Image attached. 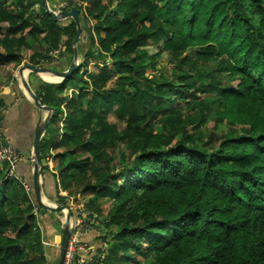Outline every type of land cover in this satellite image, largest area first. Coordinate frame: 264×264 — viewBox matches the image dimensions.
<instances>
[{
	"label": "trees",
	"instance_id": "obj_1",
	"mask_svg": "<svg viewBox=\"0 0 264 264\" xmlns=\"http://www.w3.org/2000/svg\"><path fill=\"white\" fill-rule=\"evenodd\" d=\"M78 1L66 10L84 23L82 66L100 64L90 82L78 67L35 92L54 109L39 148L42 163L55 151L57 172L41 169L46 198L88 197L83 217L101 227L104 264H264V0ZM75 33L41 0H0V67L17 68L26 51L33 67L65 68ZM162 54L168 67L157 70ZM68 84L76 91L61 108ZM6 166L0 264H47L50 229L33 215L45 211Z\"/></svg>",
	"mask_w": 264,
	"mask_h": 264
},
{
	"label": "crops",
	"instance_id": "obj_2",
	"mask_svg": "<svg viewBox=\"0 0 264 264\" xmlns=\"http://www.w3.org/2000/svg\"><path fill=\"white\" fill-rule=\"evenodd\" d=\"M79 41H81V39H79ZM82 46L84 47V43H82L81 48ZM81 48L79 51L80 55H82ZM56 65H57L56 67L57 69H54V70H57V71H65L66 68L68 67L67 66L64 68V66H62L63 65L62 60L58 62V64ZM7 73L9 74L7 81H3V79L7 75H3V76L0 75V100L6 110L1 118V125L3 128V133H4L6 140L17 150V152L23 158V160L17 164L16 173L18 176L22 177V179L28 184V186H31V192L34 197L33 200L36 201L35 194L32 189L31 179H32L33 165L30 161V156L32 155L33 137H34L35 130L38 127V123L40 122L41 124H43L45 119L48 117L49 113L45 111H39L32 105L25 91L22 90L19 80H17V75L15 71H13L12 73L11 71H8ZM43 76L44 78H42L41 75L35 76V77L33 76L30 77L29 75L27 76L26 78L27 84L34 94L38 86L40 85V83H46V84H59L60 83L56 81L53 83L52 82L47 83L45 81L48 79L52 80V78H48L46 75H43ZM44 135H43V138H44ZM43 138L40 144L42 143ZM50 149L51 148H49V150ZM51 151L53 152V150ZM51 159L50 160L43 159L42 160L43 163L41 161L40 162H41L42 167L47 166L48 171L51 172V174L53 175L55 174V171H54L55 165L53 163V160ZM43 179L44 178L42 177V175H40V180H41L40 186H41V191L43 194V199H45L48 203H57V202H52L46 198L43 188H42ZM53 181L54 179H52L50 175H47L45 177V183H46L45 193L47 192L48 195L51 194V196L54 198L55 190L53 187ZM59 194L60 196L65 197L67 193L60 192ZM69 201L70 199L69 200L65 199V203L67 202L68 204ZM47 213H48L47 218L50 220L43 219V221L45 222L47 228L50 229L48 239L50 240V242H52L53 238L55 239L56 237H58L59 235L58 232L61 231L62 227L61 226L59 227L58 221H55L54 219L51 220L52 214L50 213L52 212H47ZM97 225L98 223L93 225L95 226L94 228L89 227L85 231L84 235L82 236V241L93 246L95 249H100L99 247L102 246L101 250L103 249L105 250L107 247H105L106 246L105 241L103 240V237H101L100 235L101 230L98 229ZM59 243H60V236H59L58 244ZM58 248H59V245L55 246L50 243V246L45 249V256H46L47 263L53 264L56 258L58 259V255L56 257V254H57L56 250H58Z\"/></svg>",
	"mask_w": 264,
	"mask_h": 264
},
{
	"label": "water",
	"instance_id": "obj_3",
	"mask_svg": "<svg viewBox=\"0 0 264 264\" xmlns=\"http://www.w3.org/2000/svg\"><path fill=\"white\" fill-rule=\"evenodd\" d=\"M41 4H42L44 12L47 15H49L54 21L70 19L72 22H74L75 29H76L75 38L72 43V51H73L72 61L65 71L45 69L42 67H33L31 65L23 66L17 71V80H19L22 90L25 91L32 105L39 111H45L49 113L48 117L45 119L43 124H41L40 122L38 123V127L36 128L35 133H34L33 144H32V155L30 156V161L33 165L31 180H32V189L35 194L37 205L45 211L61 212L64 214V222H63V227L61 229V234H60V243H59L60 245H59V252H58V259H57V264H63V259H64L67 243L70 237L69 224H70V219H71V210L68 205H53L51 203H48L45 199H43V194H42L41 186H40L41 184L40 175H41V169H42V165L40 162L41 156L39 154L40 142L54 115V109L51 107L42 105L40 103V100L37 98V96L33 93V91L28 86L26 78L29 74L33 76L49 74L57 78L56 82H61L67 79L68 77H70L74 72H76L78 68V64H77V52L75 50V46L77 45V42L80 39L81 32H82V26L84 23L80 22L79 13L76 8H73L70 11H59L55 13L49 9L47 0H41Z\"/></svg>",
	"mask_w": 264,
	"mask_h": 264
},
{
	"label": "rangeland",
	"instance_id": "obj_4",
	"mask_svg": "<svg viewBox=\"0 0 264 264\" xmlns=\"http://www.w3.org/2000/svg\"><path fill=\"white\" fill-rule=\"evenodd\" d=\"M62 2H63V0H50L49 2H48V7H49V9L52 11V12H55V13H57L58 12V6L60 5V4H62ZM101 2H102V4H107V2H108V4H109V6H110V9L112 10L113 9V7L116 5V3H117V0H114V1H111L110 2V0H101ZM84 7V6H83ZM41 15V11L39 10V8H37L36 7V10H34V15L37 17V15ZM61 21H70V19H68V20H61ZM80 22H82V21H80ZM91 22V24L90 25H93V21L91 20L90 21ZM61 23V22H60ZM82 33V32H81ZM94 35H97L95 32H94ZM102 35V34H101ZM82 36H83V33H82ZM84 37V36H83ZM73 43V42H72ZM82 43H83V39L81 40V41H78L77 42V45L75 46V50H76V52H77V64H78V67H81L80 69H79V72H78V76L80 77V76H82V78L86 81H89L90 82V77L91 76H93L94 74H95V71H96V69H95V65H98V64H100V61H98V60H96V59H94V58H92V57H90V59H89V63H88V65L86 66V67H84V66H82V63H83V56L82 55H80V53H79V51H80V48H81V45H82ZM98 40L97 39H95L94 40V44H93V47H95V48H98ZM63 47H65V53H68V51L66 52V46L64 45ZM62 47V48H63ZM35 48V47H34ZM47 47H42V49L41 50H39L40 52H45V49H46ZM157 48L158 47H153V48H149L148 50L150 51V53L151 52H156L157 51ZM36 49V48H35ZM63 50H64V48H63ZM54 52V51H53ZM53 52H52V54H51V56H52V58H53V61H55V60H57L58 58V56H56V55H54L53 54ZM59 52V51H58ZM31 55V52H23V54H22V60H24L23 62H22V64L20 65V66H18L17 68H14L13 67V65H11V64H6V65H4V66H2V67H0V75H7L4 79H3V81H7V79H8V71H11V73L13 72V71H15V73H16V75H17V71H18V69H20L21 67H23V66H26V65H29L28 63H27V59H28V57ZM59 55V54H58ZM24 56V57H23ZM65 56H67L69 59H70V63H71V61H72V56H73V53H72V55L71 54H66ZM67 57H65V58H67ZM168 60H167V57H166V55L165 54H162L159 58H158V62H157V70H159L161 67H168ZM69 66V65H68ZM45 69H52V70H54V68H46V67H44ZM56 68V67H55ZM5 69H6V71H5ZM78 70V69H77ZM150 73H153V71L152 70H150V71H147V74H150ZM45 75V74H44ZM29 76L30 77H32L33 75H31V74H29ZM37 76V75H36ZM33 77H35V76H33ZM41 77L42 78H44V76H43V74L41 75ZM46 81H48V82H50V81H52V82H55V81H57L56 79H52V80H50V79H48V80H46ZM62 82V81H61ZM67 87H69V89H67V92L65 91V93L63 94V96H62V98H65V100L61 103V105H60V107L62 108L63 107V104L69 99V97H70V95L73 93V92H75L76 90H75V88L71 85V84H68V86ZM213 96V95H212ZM213 98V97H212ZM108 121L110 122V123H112V124H115L117 127H121V125L117 122V120L115 119V118H113L112 116H109L108 117ZM60 126H61V124H60ZM208 128H210V126H208ZM61 134V133H60ZM59 134V135H60ZM50 136H52L53 138H52V140H54L55 138H57L58 137V134H57V132H56V130L50 135ZM47 153H49V150H48V152ZM53 153V155H54V153L55 152H52ZM47 158H48V156H47ZM46 160V159H45ZM45 162V161H44ZM3 166V165H2ZM2 166H0V168L2 167ZM54 171L55 172H57V169H56V167L54 168ZM75 185V187H76V183L74 184ZM25 189L27 190L28 189V187L27 186H25ZM75 190V189H74ZM65 197H66V199H70V201L68 202V204L70 205V202H74L75 203V206L76 207H81L82 209H83V203L88 199V197H86V196H83V195H81L80 193L79 194H77V195H74V196H67V194L65 195ZM107 203V202H106ZM53 205H62V204H58V203H52ZM67 204V202L65 203V201H64V203H63V205H66ZM67 204V205H68ZM77 204V205H76ZM35 210V209H34ZM34 210H33V212H34ZM43 210V209H42ZM45 211V210H44ZM42 211H39V213L37 212V216H34V217H36V220H37V222L40 224V222H39V219H45V220H50V219H48L47 218V215H48V211H45V213L44 212H42ZM50 214H52V217H51V220H55V221H58V225H59V227L61 226V227H63V222H64V214L63 213H61V212H52V213H50ZM61 222H62V224H61ZM97 222V221H96ZM40 228V227H39ZM98 229H100L101 230V227H98ZM112 229H114V228H112ZM101 232H102V230H101ZM5 234L6 235H9V232H5ZM58 237H56L55 239L53 238V240H52V242H50V240L47 238L46 240L44 239V240H42V244H43V246H44V249H46L47 247H49L50 246V243L51 244H53V245H55V246H58L59 244H58V242H59V236H60V234H61V231L60 232H58ZM103 235H101V237H102ZM58 250H59V248H58ZM58 250H56V257H57V255H58ZM105 260V259H104ZM104 260H103V264H104ZM138 261H137V263H130V264H143L142 262H141V259L140 258H138L137 259ZM47 264H49V263H47ZM53 264H57V258H56V260H55V262L53 263Z\"/></svg>",
	"mask_w": 264,
	"mask_h": 264
},
{
	"label": "built area",
	"instance_id": "obj_5",
	"mask_svg": "<svg viewBox=\"0 0 264 264\" xmlns=\"http://www.w3.org/2000/svg\"><path fill=\"white\" fill-rule=\"evenodd\" d=\"M70 5L81 8L85 6L78 0H63L62 4L58 6V12L66 10ZM53 54L58 56L59 52L54 51ZM5 111V108L0 106V166L6 164L5 176L11 177L15 174L17 164L21 162L23 158L4 136L1 118ZM49 154L52 155V152L50 151ZM46 160H49V158H46ZM69 207L72 213L69 224L70 237L67 243L63 264H103V260L105 259L104 251H99L82 241V236L85 231L91 227L92 224L95 225L97 223L95 221L96 216L91 214L84 218L83 209L81 207H76L73 201L70 202ZM37 212L38 210L35 209L33 215L37 216Z\"/></svg>",
	"mask_w": 264,
	"mask_h": 264
},
{
	"label": "clouds",
	"instance_id": "obj_6",
	"mask_svg": "<svg viewBox=\"0 0 264 264\" xmlns=\"http://www.w3.org/2000/svg\"><path fill=\"white\" fill-rule=\"evenodd\" d=\"M73 9V8H72ZM63 11H70L69 9L68 10H63ZM52 149H50L49 150V153H50V151H51ZM52 152V151H51ZM49 153H47V155H46V157H45V159L47 158V156H48V158H49V160L51 159L50 157H52L53 156V153H52V155H50ZM41 161V160H40ZM52 204V203H51ZM38 206V205H37ZM68 206H69V204H68ZM36 209V208H35ZM39 212V211H38ZM72 214V213H71ZM98 226V225H97ZM60 245V244H59Z\"/></svg>",
	"mask_w": 264,
	"mask_h": 264
},
{
	"label": "bare ground",
	"instance_id": "obj_7",
	"mask_svg": "<svg viewBox=\"0 0 264 264\" xmlns=\"http://www.w3.org/2000/svg\"><path fill=\"white\" fill-rule=\"evenodd\" d=\"M48 78H55V77H53V76H51V75H49V74H45ZM56 80H57V78H55Z\"/></svg>",
	"mask_w": 264,
	"mask_h": 264
}]
</instances>
